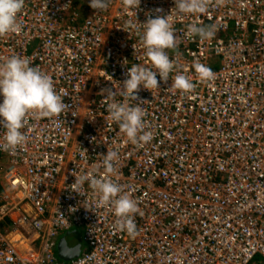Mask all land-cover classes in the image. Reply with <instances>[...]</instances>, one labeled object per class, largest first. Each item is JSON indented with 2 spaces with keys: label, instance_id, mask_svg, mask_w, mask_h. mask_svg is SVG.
Segmentation results:
<instances>
[{
  "label": "built area",
  "instance_id": "obj_1",
  "mask_svg": "<svg viewBox=\"0 0 264 264\" xmlns=\"http://www.w3.org/2000/svg\"><path fill=\"white\" fill-rule=\"evenodd\" d=\"M175 6L141 0L130 10L107 0L98 11L89 0H25L20 30L0 38V58L28 59L52 78L66 107L52 118L30 114L24 147L0 150L7 187L0 194V264L264 260V0H225L194 15H178ZM166 15L178 40L166 50L176 67L167 82L157 73L158 89L141 86L137 100L127 101L145 111L153 136L133 145L109 119L106 96L110 90L124 102L128 67H151L144 23ZM191 23L215 25L214 37L187 36ZM196 63L213 77L199 79ZM177 74L191 80V92L170 88ZM4 132L0 126V143ZM109 147L119 153L110 178L140 209L135 235L116 228L111 206L97 207L88 182L81 194L70 190L76 175L103 173ZM73 231L84 247L64 260L58 244Z\"/></svg>",
  "mask_w": 264,
  "mask_h": 264
},
{
  "label": "clouds",
  "instance_id": "obj_2",
  "mask_svg": "<svg viewBox=\"0 0 264 264\" xmlns=\"http://www.w3.org/2000/svg\"><path fill=\"white\" fill-rule=\"evenodd\" d=\"M140 3L141 0H122L123 7L130 10L138 9ZM224 3L225 0H175V10L178 15L203 14L209 6H223ZM24 4L25 0H0V38L20 30L18 15L22 12ZM89 4L98 11L107 8V0H89ZM131 26L130 21L126 27ZM186 35L192 38L198 36L201 40L211 39L215 35V25L198 26L197 23H191L187 26ZM140 38L151 67L137 64L128 67V78L124 80L121 91L124 102H117L114 92L110 90L106 96L111 98L107 103L109 119L118 124L120 133L133 145L147 144L153 136L150 131H145V111L139 104L130 106L127 101L137 100L141 86L152 92L158 89L157 73L161 80L167 82L169 74L176 67L166 51L178 47L172 16L149 18L144 23V32ZM194 68L201 80L213 77L212 70L203 64L196 63ZM170 88L188 93L193 90L194 85L185 75L177 74L172 79ZM0 95L3 97L0 102V126L5 129L0 150L9 153L22 149L26 143L27 137L21 131L25 128L26 117L30 114L47 118L57 117L66 107L63 94L56 91L52 78L20 56L0 58ZM118 159V151L109 147L103 155V173L97 175L88 172L76 175L70 190L81 194V187L88 182L98 196L97 207L111 206L116 217V228L126 231L129 235H135L137 227L134 216L140 212L138 204L124 191L122 185L110 178L115 172Z\"/></svg>",
  "mask_w": 264,
  "mask_h": 264
},
{
  "label": "water",
  "instance_id": "obj_3",
  "mask_svg": "<svg viewBox=\"0 0 264 264\" xmlns=\"http://www.w3.org/2000/svg\"><path fill=\"white\" fill-rule=\"evenodd\" d=\"M77 231H73L68 233L65 237H63L58 244V255L64 259L69 260L73 257H76L79 255V253L82 251V246L84 245V242L79 239ZM73 242H76V244L73 245V247L69 250L67 247L68 244H73Z\"/></svg>",
  "mask_w": 264,
  "mask_h": 264
},
{
  "label": "trees",
  "instance_id": "obj_4",
  "mask_svg": "<svg viewBox=\"0 0 264 264\" xmlns=\"http://www.w3.org/2000/svg\"><path fill=\"white\" fill-rule=\"evenodd\" d=\"M5 188H6V184L0 176V194L4 191ZM5 225L6 224L4 223L2 226L5 227ZM260 260H261V257L259 256L255 258V261H260Z\"/></svg>",
  "mask_w": 264,
  "mask_h": 264
},
{
  "label": "rangeland",
  "instance_id": "obj_5",
  "mask_svg": "<svg viewBox=\"0 0 264 264\" xmlns=\"http://www.w3.org/2000/svg\"><path fill=\"white\" fill-rule=\"evenodd\" d=\"M6 166H4V168H5ZM0 176H1V178H2V175L0 174ZM7 188V187H6ZM5 188V189H6ZM4 189V190H5ZM10 230V228H7V227H3V231H9ZM83 233V232H82ZM79 237V236H78ZM79 239H80V237H79ZM81 240V239H80ZM74 244H76V242H73V245ZM73 246L72 245H70V249L72 248ZM84 247V245L82 246V248ZM69 249V250H70ZM252 264H262V262H258V261H255V262H253Z\"/></svg>",
  "mask_w": 264,
  "mask_h": 264
},
{
  "label": "crops",
  "instance_id": "obj_6",
  "mask_svg": "<svg viewBox=\"0 0 264 264\" xmlns=\"http://www.w3.org/2000/svg\"><path fill=\"white\" fill-rule=\"evenodd\" d=\"M15 239H18L19 238V235H15V237H14ZM258 262H262V264H264V261L261 259L260 261H258Z\"/></svg>",
  "mask_w": 264,
  "mask_h": 264
},
{
  "label": "bare ground",
  "instance_id": "obj_7",
  "mask_svg": "<svg viewBox=\"0 0 264 264\" xmlns=\"http://www.w3.org/2000/svg\"><path fill=\"white\" fill-rule=\"evenodd\" d=\"M21 241H22V242H24L25 240H24V239H22Z\"/></svg>",
  "mask_w": 264,
  "mask_h": 264
}]
</instances>
